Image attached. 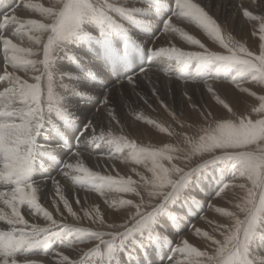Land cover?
<instances>
[{"label":"snow or ice","instance_id":"snow-or-ice-1","mask_svg":"<svg viewBox=\"0 0 264 264\" xmlns=\"http://www.w3.org/2000/svg\"><path fill=\"white\" fill-rule=\"evenodd\" d=\"M141 2L147 6L128 8L120 0H49L51 6L44 7L41 3L26 4L25 0H19L20 5L41 19L22 20L9 13L2 14L0 61L4 70L0 75V85H3L0 87V182L3 183L0 187L10 186L11 190L0 191V203L3 204L0 226L8 229L0 230V264H18L19 257L24 259V264H37L32 255L46 256L55 238H62L61 247L65 248L96 244L88 251L82 250L77 260L55 251V264H99V253L103 249H106L109 264H134L137 252L146 253L149 248L164 245L171 248L169 229L180 223L177 210L209 171L217 167L223 170V166L229 164L235 178L247 180L250 187L244 183L223 184L218 198L229 189L239 188L245 195L241 197L242 203H236L234 207L245 218L241 220L236 213L216 208L220 216L232 219V227L224 230L227 235L223 243L196 229L198 237L216 246L215 254L209 255L184 240L174 248L180 259L173 255L169 264H264V255L257 251L258 245H264V94L249 91L240 83L243 80L264 88V0L259 3L247 0V4L246 0H238L233 6L247 21L259 22L258 55L231 35L222 34L216 20L194 0ZM251 9L261 14H253ZM174 20L201 30L222 51L210 50L188 31L176 26ZM8 26L14 30L10 38H5L2 33ZM133 27L142 39L154 43L161 34L171 35L195 50L175 46L147 47L132 35L130 29ZM25 37L42 51H33L14 42V39L22 42ZM141 55L145 60L151 57L173 62L180 73L178 79L185 83H203L216 98V103L235 115L217 96L210 82L222 73L225 77L230 76L229 82L258 102L253 113L261 118L253 121L244 116L237 118V122L229 120L216 123L214 128H202L198 141L184 134L182 140L186 149L171 144L149 149L123 135L115 136L111 130L100 131L97 135L96 126L90 120L79 125V117L72 113L70 103L84 94L81 88L108 73L110 68L115 69L118 77L127 75V83L135 87L136 77L128 69L138 64ZM39 56L42 59L32 58ZM193 63L195 72L191 76L184 74ZM29 70L33 73L31 82L15 74ZM133 70L137 75L143 74L139 67H133ZM65 78L79 87L63 85ZM57 82L61 83L59 93L55 90ZM103 103L108 105V99ZM161 107L167 111L165 105L161 104ZM108 112L111 121L119 126L113 109L109 108ZM169 115L176 119L171 112ZM200 116L208 119L212 113L200 112ZM136 119L140 120L141 116ZM143 122L154 123L147 119ZM154 126L170 137L178 135L158 124ZM66 137L74 144L84 141L94 147L107 144L112 148V155L104 158L109 160L126 151L127 156L121 158V163L142 167L150 174L146 176L134 170L138 180L119 174L117 178L100 175L84 166L79 149L65 153L75 157L76 163L63 164L64 176L85 191L95 192L114 211L123 212L122 221L107 223L99 206L93 214L83 210L84 218L110 231H90L57 221L54 215L65 219L59 207L61 204L68 217L80 220L58 182L55 184L56 199L52 201L55 212L46 210L39 202L33 175L37 166L42 169L43 165L39 164L37 156H47L54 161L56 155L68 147ZM112 193L133 199L109 201L106 195ZM75 203L80 206L78 198ZM25 206L28 215L41 217L45 226L30 223L21 211Z\"/></svg>","mask_w":264,"mask_h":264},{"label":"bare ground","instance_id":"bare-ground-1","mask_svg":"<svg viewBox=\"0 0 264 264\" xmlns=\"http://www.w3.org/2000/svg\"><path fill=\"white\" fill-rule=\"evenodd\" d=\"M1 4L7 5V0H0ZM17 1V0H16ZM122 1L121 4H126L128 8L137 7V8H144L147 5L142 3L141 0H120ZM125 1V2H123ZM194 2L199 3L201 6L205 7L206 11H208L209 15L212 16L213 19L217 20L222 19L221 17H228L238 28H240V31L242 30V33L240 31L236 35V40L239 43H243L245 47L249 49V51L253 53L259 54V27L260 24L258 21L249 22L246 19L243 18L242 13H237L235 11V8L233 7L238 3V0H194ZM259 3V0H257ZM15 0H13L12 4L14 5ZM25 3H41L44 7L51 6L49 3V0H25ZM247 4V0H246ZM17 7L7 11L6 13H9L11 15H15L18 19L27 20V19H37L40 20L38 14L34 13L36 16L32 18L30 15V12L24 8L23 5H20L19 2H17ZM211 5V6H210ZM4 7H0V13L3 12ZM253 14H256L258 10L251 9ZM30 11V10H29ZM2 18V15H0ZM174 24L178 27H181L182 29L189 32V34L193 35L195 38L199 39L202 43L205 44L206 47H208L212 51H218L217 47H212V45L207 42V37L204 35L203 32H199L198 30H195L194 26H189L186 23H183L181 21H175ZM127 26V25H126ZM10 27V26H8ZM7 27V28H8ZM221 31L222 34L230 35V25H228V28H224L222 26ZM14 28L11 30L9 34H6L5 32L2 33V35L5 38H10L12 36ZM132 32V35L138 40V42L143 43L147 47H152L154 49H159L160 47H179L182 50H192L188 47V45L184 44L178 37L171 36V35H159V39H156L153 43L151 40L142 39L139 35L137 29L135 27L130 29ZM9 31V30H8ZM255 34L256 37L252 43H250L249 37L250 34ZM46 39V37H45ZM240 39H242L240 41ZM14 42L18 44V46H22L25 48H31L33 51H40L41 49H37L35 45H31L27 38L25 37L24 40L21 42L20 40L14 39ZM141 57V56H140ZM140 57L138 58V64L136 66H130L128 71L131 72L132 76L136 77V84L135 87L127 83L128 76L126 75V81L124 80L125 76L120 75L117 77L115 73V69L110 68L108 72H111L114 74V78L116 79H109L108 75L105 73L101 75L96 80L90 82L87 84L86 88H81V91H83L82 96H78L74 98L70 105L72 109V113L75 114L77 117H79L80 122H85V120H90L92 123L96 126V130L103 129L104 131H113L115 130L116 133L120 136L121 134H126L132 137V139L136 140L135 142L138 144V146L147 147L149 149H159L164 147L168 144L169 140L165 138V134H162L161 136L156 135L154 136L153 133L150 131L144 129L143 127L137 125L135 119H128L129 113L136 108L137 106H144L147 104H150L149 106H153V99H159L163 100V98L166 99L167 102L170 104H173L175 101L178 103L179 110H182L184 114H189V112L183 108V106H191V114L193 115L192 119H189L188 123L193 125V134L197 135V124L203 125L205 128L209 127H215L216 123L234 120L237 118H243L244 116H248L247 113L244 111L247 109L245 108L246 104V93L244 95L242 94H234L230 89H227L224 84L230 80V76L225 77V75L222 73L220 76L215 79L211 80V85L214 91L220 90L222 93V98H225V102L229 105V107L232 108L235 113V115L229 114L226 109H224L221 105L215 106L212 105L209 101L208 105V111L212 113V117L208 119L201 118L199 119L198 113H197V107L195 98H202L204 101L211 100L213 96H210V93L207 91L206 86L203 83H185L183 79H178L177 76L180 74L178 69L176 68L175 64L173 62H168L166 60H155L151 58V61H149V64H145V59L140 63ZM33 59H40L39 57H32ZM87 60V58H85ZM91 63V61H89ZM133 67H139V70L142 75H137L136 71L133 70ZM147 69V71H144ZM196 65L193 63L190 65L187 69H185L184 74H187L191 76L192 73L195 72ZM3 65L2 61H0V74H3ZM8 71L11 72L12 69L9 67ZM16 75L20 76L22 79H25L29 82V79L31 75L33 74L31 70H29L26 75H22L20 71H17L15 73ZM231 75H234L231 74ZM119 80V78H121ZM66 80V79H65ZM64 80V81H65ZM68 83H71L70 85L66 83L68 86H75L79 87V85H75L74 82L69 81ZM224 85V87H223ZM0 87H3V85H0ZM249 91H252L256 94H263V91L261 89H253V88H247ZM155 93V95H153ZM151 96L150 98L152 100H146L145 97ZM243 96V97H242ZM188 97H191V99H188ZM104 99H108L109 103L108 105H104L103 101ZM249 100V99H248ZM158 103V101H156ZM152 104V105H151ZM247 106V105H246ZM111 108L113 110H118L123 114L122 119V125L123 130L119 129V127L116 126L115 122H112L110 119V115L108 112V109ZM139 108V107H138ZM222 110H221V109ZM238 110H235V109ZM184 109V110H183ZM114 112V111H113ZM157 117V115H154ZM159 122L168 129V126L170 124L169 116L161 115L159 116ZM158 118V117H157ZM19 122V121H17ZM170 130V129H168ZM199 132V131H198ZM98 135V133H97ZM40 138H38L39 140ZM46 139V137H45ZM68 142L71 140L70 137H66ZM141 140V141H140ZM143 140H148L151 142L153 146L150 144L146 145L142 143ZM176 140V139H175ZM174 139H171V145L175 142ZM71 142V141H70ZM184 143H181L180 147H183ZM176 146V145H173ZM185 148V147H184ZM79 149L81 153V160L84 163V166L87 167L90 171L97 172L100 175H111L113 178H117V174L120 176H123L124 178H128L131 176L133 179H137L138 177L134 175V170L141 172V174H144L146 176H150L149 173L146 172L145 169L142 167H138L135 165L127 164V163H121L118 160L120 158H126L127 152L118 154L116 156H113V159L109 160L104 157H107L109 155H112V148L108 146L107 144H101L99 147H94L87 143V141L79 142L75 148L70 146V143L68 144V147L65 151L62 153H58L56 155V159L53 161L49 159L47 156H37V159L39 161L40 165H43V168L40 169L38 166V170L34 171L33 175V181H35V187L38 189L37 196L39 198V202L41 205L50 212H55V209L52 208V201L56 199V193H55V184L58 182L63 190V194L66 199L69 200V203L71 204L73 211L77 213V215L80 217V219H85L82 224L87 227H92V229H97L95 226L92 225V222L88 221L83 216V210H88L90 214H93V210L96 206H99V210L101 214L105 217L107 223L112 222H120L123 220V212H120L119 214L115 213H109L103 206L104 200L101 199L100 196L94 194L91 191H85L82 187L79 185H74L72 181L68 180L61 169L59 170L58 167L64 163L71 162L76 163V158L69 155H65V153H70L72 151H76ZM166 163V162H165ZM167 166V165H166ZM113 168H115V171H113ZM228 169V168H227ZM75 175V174H73ZM238 181L240 179H237ZM3 182H0V185H2ZM204 183V182H203ZM237 184V183H235ZM210 184L206 185V188H209ZM10 191L11 187H0V191ZM203 190V189H202ZM200 193L202 194L201 190ZM243 191L240 189L234 190L229 189L227 192L224 193V195L219 196V202L213 203L218 206H213L210 211L203 216L199 217L198 220L192 223V227L190 231L183 233L185 227L184 223L189 222V218L192 217L188 216V212L192 209L194 211H197V206L191 202L188 201L189 205H181V207L177 210L178 215L180 217V224L177 227V225L174 226V229H170L169 232H177L179 233V237L176 239L171 237V240L173 243H175V246L173 249L181 244V241L187 240L189 244L192 246L197 247L198 250L206 251L209 255L215 254V245H212L209 241H206L203 239V237H198L196 235V229H200L208 235H210L213 239H216L217 241L221 242L222 239L226 236L227 233H225L226 228L229 227L230 221H232L230 218L222 217L220 216L215 209L220 208L219 206L222 205V207H231V209L227 210L225 208H220L222 210L231 211L233 213L236 212V208L234 207V204L241 201V194ZM203 200L205 199L203 195H201ZM76 198L80 200V206L78 207L75 203ZM106 198L109 201L119 199H126V195L121 194H107ZM113 199V200H112ZM133 199V198H131ZM232 205V206H231ZM61 212L65 219H63L65 222L69 223H77V221H74L71 217L67 216L66 212H63V205H59ZM234 207V208H233ZM0 209H3V204L0 203ZM26 206L22 211V214L25 215V218L30 223H35L38 225H45V221L41 217H35L28 215L26 212ZM6 211V209H5ZM184 212V214H183ZM181 213V214H180ZM194 216V214H193ZM217 216V218H215ZM54 218L57 220H61L60 216H55ZM186 218V219H185ZM214 220V221H213ZM79 222V221H78ZM62 223V222H61ZM67 224V223H66ZM79 224V223H78ZM213 225H217L220 227H213ZM231 226V225H230ZM0 230H8L6 226H0ZM53 243V242H52ZM172 243V244H173ZM61 245V243H59ZM54 245H52L53 247ZM92 246V245H91ZM168 245H164L163 247H157L155 248L156 252L158 249L159 255H156L155 253H151V256H154V260L152 261V264H169L168 257L164 259L163 262L162 259V252H164V249H166ZM86 247L81 246L78 248H75L70 251H64L62 252L65 255H68L71 259H75L79 257L82 254V250L84 251ZM93 248V247H92ZM54 249V248H53ZM61 249V248H60ZM260 249V248H259ZM54 251V250H53ZM52 250L49 252L48 256H37L32 255V259H34L37 264H55L56 257L54 256V252ZM260 251V250H259ZM52 252V253H51ZM174 250L172 251V253ZM169 253V257L174 255ZM139 252L136 253V256L134 257V264H146L142 263L143 260L139 257ZM264 253H261L263 255ZM168 255V254H167ZM177 260L180 259L179 255L175 256ZM146 261V260H145ZM18 264H24V259L22 257L18 258Z\"/></svg>","mask_w":264,"mask_h":264},{"label":"rangeland","instance_id":"rangeland-1","mask_svg":"<svg viewBox=\"0 0 264 264\" xmlns=\"http://www.w3.org/2000/svg\"><path fill=\"white\" fill-rule=\"evenodd\" d=\"M18 2H19V0H18ZM123 2H125V1H123ZM121 3H122V1H121ZM10 4H12V3H10ZM1 5V8H3L4 7V9H6L5 8V4H0ZM28 12H30V15H32L31 17L32 18H34L36 15L32 12V11H29L28 10ZM259 14H261L259 11H257V13H256V15H259ZM115 18V17H114ZM222 19H218L217 20V24L219 25V26H222V27H224L225 29L226 28H228V25H230V35L233 37V39H235L236 40V35H237V33L240 31V28H238L228 17H221ZM0 19H2L1 17H0ZM117 22H120L119 20L117 21ZM249 22H254V21H249ZM13 29V27L12 26H10V27H8L7 29H6V31H3V33L5 32L6 34H9L10 32H11V30ZM9 30V31H8ZM195 30H198L199 32H202L201 30H199V29H197V28H195ZM240 33H242V30L240 31ZM205 37H207V36H205ZM256 37L254 36V34H250V37H249V42L250 43H252L253 41H254V39H255ZM242 39H240V41H241ZM207 42L209 43V44H207V45H209L210 46V44L212 45V47H217L218 48V45H216V44H214L208 37H207ZM189 47V46H188ZM190 48V47H189ZM191 49V48H190ZM192 50H195V49H192ZM40 51H42V50H40ZM218 51H222L221 49H219L218 48ZM254 54H257V53H254ZM258 55V54H257ZM40 59H42V56H40ZM140 63L139 64H141V62L144 60V57H143V55H141V57H140ZM149 61H151V57L148 59V60H146L145 61V64L146 65H148L149 64ZM21 73H22V75H26V72H23V71H20ZM112 72V71H111ZM111 72H108V73H106L107 75H108V77H110L109 79H115L114 78V74L113 73H111ZM1 73V72H0ZM0 75H2V74H0ZM122 76H125V78H124V80L126 81V75H122ZM118 77V76H117ZM66 79V80H65ZM65 79H63V81H62V84L63 85H66V83L67 84H71V83H68L69 82V80L67 79V78H65ZM122 79V77L121 78H119V80H121ZM57 80L59 81V78H57ZM65 80V81H64ZM115 81H116V79H115ZM29 82H31V80L29 79ZM227 83L226 84H224L225 86H227V87H225V88H227V89H230L234 94H242V95H244V93H242V92H240L239 91V89L236 87V85L234 84V83H231V82H229L228 81V78H227V81H226ZM240 83H241V86L242 87H244V88H253V89H261L262 91H263V94H264V88H261V86H259V85H256V84H248V83H246V82H244L243 80H241L240 81ZM224 85H223V87H224ZM55 90H56V92L57 93H59V92H61L62 91V89H61V83L60 82H57L56 83V85H55ZM45 91H46V89H45ZM216 93H217V96L222 100V101H224L225 102V98H222V93L220 92V90H216L215 91ZM210 96H212L211 94H210ZM246 96V99H247V101H246V104L244 105L245 106V108H247L244 112L245 113H247V115H248V117L250 118V119H252L253 121H255L256 119H258V118H261V117H258V116H256L254 113H253V108H255V107H258V102L257 101H255L254 100V98L253 97H249V96H247V94L245 95ZM151 96L149 95L148 97H145V99L148 101H150V100H154L153 101V106H149L150 104H147V105H144V106H137L136 108H134L130 113H129V115L127 116L128 117V119L129 120H131V119H135V121H136V123H137V125H139V126H141V127H143L144 129H146V130H148V131H150L151 133H153V135L154 136H156V135H159V136H161L163 133H160L159 132V130H158V128H156L154 125H156V124H158V125H160V126H162L163 127V125L159 122V116H161V115H164V116H169L168 118H169V120H170V124H169V126H168V129H170L169 131H171V132H173V133H175V134H178V135H175V136H168V135H166L165 136V138L166 139H168L169 140V142H168V144H170L171 143V139H176L175 140V142L173 143V145H181V143H184L183 142V140H182V136L184 135V134H187V135H189V136H191L192 137V139L194 140V141H198V139H199V135H201L202 133H201V129L202 128H205V127H203V125H200L199 127H198V125L199 124H201V123H199V124H197V135H194L193 134V125L192 124H190V123H188V121H189V119H192L193 118V115L191 114V106H183V108L184 109H186L188 112H189V114L187 115V114H184V112L182 111V110H179L178 109V107H179V105H178V103L175 101L173 104H170L169 102H167L166 101V99L165 98H163L162 97V99L163 100H157V99H155V98H150ZM243 97V96H242ZM249 99V100H248ZM156 101H158V103L156 102ZM209 101H210V103L212 104V105H214V107L215 106H220L219 104H217L216 103V98L215 97H213V98H211V100H208V102L207 101H204V99H200V98H195V102H196V107H197V110H199V111H197V113H198V117H199V119L200 120H202L201 118V116H200V112H207L208 111V107L206 106V105H208V103H209ZM151 104V105H152ZM161 104H163V105H165L166 106V108H167V111L165 110V108L164 107H161ZM247 105V106H246ZM43 107H46V105H43ZM139 107V108H138ZM70 108H71V105H70ZM183 109V110H184ZM221 109V108H220ZM223 109V108H222ZM221 109V110H222ZM72 110V109H71ZM235 110H238L237 108L235 109ZM114 112H113V114L115 115V117H116V119H117V121L119 122V126H117V124H116V126L117 127H119V129H122L123 130V125H122V119L124 118L123 117V114L120 112V111H118V110H113ZM238 111H240V110H238ZM169 112H171L175 117H176V119L175 120H173V118H172V116H170L169 115ZM234 112V111H233ZM154 115H157V117H155ZM136 116H141V119L140 120H137L136 119ZM151 120V121H153L154 123H153V125H147V124H145L143 121L144 120ZM231 121H233V122H237V120L236 119H234V120H231ZM85 122H80L79 121V125H83ZM184 124V127L183 128H181L180 127V124ZM79 125H77V126H79ZM189 125H191V127L189 128ZM165 128V127H164ZM100 131H103V132H105V133H107V131H104L103 129H101V130H98L97 131V133L99 134L100 133ZM199 131V132H198ZM112 133L115 135V136H119L117 133H116V131L115 130H113L112 131ZM122 135V134H121ZM123 136H125L127 139H129V140H133V141H136V140H134V139H132V137L131 136H129V135H126V134H123ZM71 141V140H70ZM68 142V144L70 143V146L72 147V145H73V147L75 148V146H77L78 145V143L79 142H77V143H72V142ZM141 141V140H140ZM142 143H144V144H146V145H148V144H152L151 142H149L148 140H143L142 141ZM172 144V143H171ZM184 146L182 147V148H184L185 147V149H186V145L185 144H183ZM151 146H153V145H151ZM67 148H64L63 149V151H65ZM154 149H156V148H154ZM119 162L121 161V158L118 160ZM63 167H62V165H60L59 167H58V169L60 170V169H62ZM228 168V169H227ZM33 182H35V181H33ZM204 182V183H203ZM203 182L201 183V184H199V185H197V187H196V189H195V191L191 194V196L189 197V199L187 200V201H185L188 205H189V203H188V201H191V202H193L196 206H197V211H194V210H190L189 212H188V216H190V217H192L191 219L189 218V222H187V223H184V227H185V229H184V231H183V233H186V232H188V231H190V229H191V227H192V223L193 222H195L196 220H198V218L199 217H201V216H203L204 214H206V213H208L209 211H210V209L213 207V206H215V207H218V206H216L214 203H216V202H219V198H218V193H219V190L222 188V186H223V184H235V183H237V185L238 184H240V183H244L245 185H246V187H250V184L248 183V181L247 180H243V179H240L239 181L235 178V175H234V171H233V169L231 168V166H230V164L229 165H226V166H223V170H221V167H217L214 171H209V173H208V175H207V177L203 180ZM207 184H210V186H209V188L207 187L206 188V185ZM34 185H35V183H34ZM203 189V190H202ZM234 190H236L237 188H233ZM239 189V188H238ZM200 190H201V192H202V194L200 193ZM91 192H93V191H91ZM94 194H96L95 192H93ZM97 195V194H96ZM121 195H123V194H121ZM201 195H203L204 196V200H203V198H201L202 196ZM245 195V193L243 192L242 194H241V197H243ZM193 197H194V201H193ZM67 198V197H66ZM132 197H130V196H127V198L126 199H131ZM113 200V199H112ZM213 201H214V203H213ZM185 202H183L182 204L185 206V205H187ZM213 203V206H212V203ZM239 202L240 203H242V200L240 201L239 200ZM238 203V202H237ZM103 206H104V208L107 210V212H109V213H117V214H119L120 212H117V211H114L111 207H109V205L108 204H105L104 202H103ZM232 206V205H231ZM220 208L222 207V205L221 206H219ZM222 208H225V209H227V210H229V209H231V207H229V208H227L226 206L225 207H222ZM234 208V207H233ZM24 208H22L21 210H23ZM85 210V209H84ZM236 215H237V218H239V219H241V220H243L245 217H244V215L243 214H241V213H239V210L238 209H236ZM181 214V213H180ZM183 214H184V212H183ZM193 214H194V216H193ZM215 218H217V216H215ZM186 219V218H185ZM231 219V218H230ZM232 220V219H231ZM57 221H59V220H57ZM85 221V219H80L79 220V222L77 221V223H69V222H65L64 220H60L59 222H62V223H64V224H66V225H68V226H70V227H82V228H85V229H87V230H90V231H110L109 229H106V228H104L102 225H100L99 223H96V224H93L92 223V225L93 226H95L97 229H92V227H87L86 228V226H84L83 224H82V222H84ZM214 221V220H213ZM79 223V224H78ZM180 224V223H179ZM179 224H177V227L179 226ZM231 225V226H230ZM40 226H45V225H40ZM229 227H232V221H230V223H229V225H228ZM226 229H229V228H226ZM170 230V229H169ZM175 231H176V229H175ZM175 231H173V232H169V238H170V240H171V237H173V238H177V237H179V233H181V231L179 232V233H177V232H175ZM225 233H227V232H225ZM227 235V234H226ZM225 238V237H224ZM61 240H62V238H55L54 240H53V243H52V245H54L53 247H51V249L49 250V252L52 250H54V251H61V252H64V251H70V250H72L73 251V249H75V248H78V247H81V246H84V247H86L85 249H84V251H88L89 249H91L92 247L94 248V247H96V244L95 243H91V244H83V245H76V246H73L72 248H65V247H61V245L59 244V243H61ZM172 241V240H171ZM223 241H224V239H222V241H221V243H223ZM92 245V246H91ZM175 246V243H173L172 245H171V248L168 246L166 249H164V252H162V254H161V256H162V259H163V262L165 261L164 259H166L167 257L168 258H170V257H172V255L169 257V253L171 252L172 253V251L174 250L173 249V247ZM54 248V249H53ZM61 248V249H60ZM260 248V249H259ZM160 249H158L157 250V252H156V250L155 249H152V248H149L148 250H147V252L145 253V252H143V251H141V252H139V257L143 260V262L142 263H146V264H152V261L154 260V256H151V253H155L156 255H159V251ZM260 250V251H259ZM53 251V252H54ZM257 251H259L260 253H264V245H258V247H257ZM52 253V252H51ZM174 253V252H173ZM172 253V254H173ZM48 254H50V253H48ZM48 254L46 255V256H48ZM168 254V255H167ZM175 256L176 255H178V254H174ZM264 255V254H263ZM37 256H41V257H44L45 255H37ZM99 256H100V259H99V264H109V261H108V257H107V255H106V249H103L102 251H101V253H99ZM77 259H79V257H77V258H75L74 260H77ZM153 259V260H152ZM146 260V261H145ZM168 261H169V259H168ZM166 262V261H165ZM164 264V263H163Z\"/></svg>","mask_w":264,"mask_h":264},{"label":"crops","instance_id":"crops-1","mask_svg":"<svg viewBox=\"0 0 264 264\" xmlns=\"http://www.w3.org/2000/svg\"><path fill=\"white\" fill-rule=\"evenodd\" d=\"M7 2H8V4L5 6L6 9L4 11L12 10V9L17 7L16 4H17L18 0L17 1L15 0L14 5H9L10 3L13 2V0H7ZM0 4H1V1H0ZM0 7H1V5H0Z\"/></svg>","mask_w":264,"mask_h":264}]
</instances>
